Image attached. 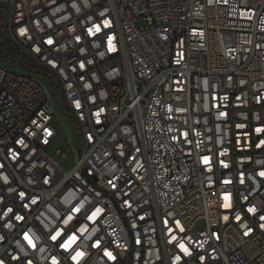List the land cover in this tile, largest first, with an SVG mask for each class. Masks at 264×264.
<instances>
[{"label":"built area","instance_id":"obj_1","mask_svg":"<svg viewBox=\"0 0 264 264\" xmlns=\"http://www.w3.org/2000/svg\"><path fill=\"white\" fill-rule=\"evenodd\" d=\"M0 264H264V0H0Z\"/></svg>","mask_w":264,"mask_h":264},{"label":"rangeland","instance_id":"obj_2","mask_svg":"<svg viewBox=\"0 0 264 264\" xmlns=\"http://www.w3.org/2000/svg\"><path fill=\"white\" fill-rule=\"evenodd\" d=\"M11 69L16 70L14 67H11ZM60 129H59V135L58 137L54 140V142L51 144L50 147L46 150V153L53 156V153L55 149L61 147L63 143L66 140H69L72 138V134L69 128V125H66L64 122L60 123Z\"/></svg>","mask_w":264,"mask_h":264},{"label":"trees","instance_id":"obj_3","mask_svg":"<svg viewBox=\"0 0 264 264\" xmlns=\"http://www.w3.org/2000/svg\"><path fill=\"white\" fill-rule=\"evenodd\" d=\"M10 49H11V47L8 45V46H7V50L9 51Z\"/></svg>","mask_w":264,"mask_h":264},{"label":"snow or ice","instance_id":"obj_4","mask_svg":"<svg viewBox=\"0 0 264 264\" xmlns=\"http://www.w3.org/2000/svg\"><path fill=\"white\" fill-rule=\"evenodd\" d=\"M97 31H99V29H97Z\"/></svg>","mask_w":264,"mask_h":264}]
</instances>
